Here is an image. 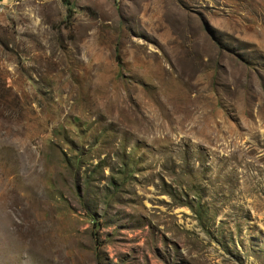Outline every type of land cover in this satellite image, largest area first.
Segmentation results:
<instances>
[{"label":"rangeland","instance_id":"374dc122","mask_svg":"<svg viewBox=\"0 0 264 264\" xmlns=\"http://www.w3.org/2000/svg\"><path fill=\"white\" fill-rule=\"evenodd\" d=\"M0 264H264V0L2 8Z\"/></svg>","mask_w":264,"mask_h":264},{"label":"crops","instance_id":"0c3cea01","mask_svg":"<svg viewBox=\"0 0 264 264\" xmlns=\"http://www.w3.org/2000/svg\"><path fill=\"white\" fill-rule=\"evenodd\" d=\"M18 0H0V10L6 6H10L17 2Z\"/></svg>","mask_w":264,"mask_h":264}]
</instances>
